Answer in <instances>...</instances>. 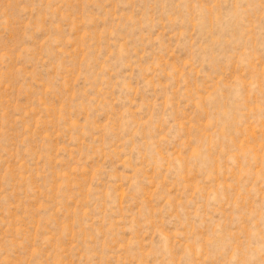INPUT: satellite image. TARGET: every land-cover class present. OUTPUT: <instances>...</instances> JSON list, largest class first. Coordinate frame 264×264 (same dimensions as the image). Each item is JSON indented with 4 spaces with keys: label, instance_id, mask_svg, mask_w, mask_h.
<instances>
[{
    "label": "rangeland",
    "instance_id": "374dc122",
    "mask_svg": "<svg viewBox=\"0 0 264 264\" xmlns=\"http://www.w3.org/2000/svg\"><path fill=\"white\" fill-rule=\"evenodd\" d=\"M0 264H264V0H0Z\"/></svg>",
    "mask_w": 264,
    "mask_h": 264
}]
</instances>
